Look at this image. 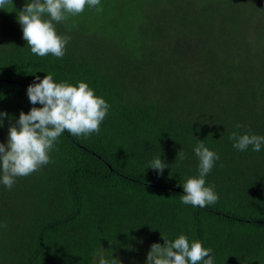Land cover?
<instances>
[{
  "label": "trees",
  "instance_id": "trees-1",
  "mask_svg": "<svg viewBox=\"0 0 264 264\" xmlns=\"http://www.w3.org/2000/svg\"><path fill=\"white\" fill-rule=\"evenodd\" d=\"M0 264H264V0H0Z\"/></svg>",
  "mask_w": 264,
  "mask_h": 264
}]
</instances>
